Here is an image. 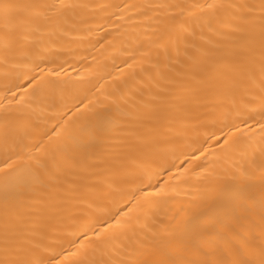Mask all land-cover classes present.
<instances>
[{"label":"bare ground","instance_id":"6f19581e","mask_svg":"<svg viewBox=\"0 0 264 264\" xmlns=\"http://www.w3.org/2000/svg\"><path fill=\"white\" fill-rule=\"evenodd\" d=\"M264 264V0H0V264Z\"/></svg>","mask_w":264,"mask_h":264},{"label":"snow or ice","instance_id":"6c2138e0","mask_svg":"<svg viewBox=\"0 0 264 264\" xmlns=\"http://www.w3.org/2000/svg\"><path fill=\"white\" fill-rule=\"evenodd\" d=\"M50 264H57V262H56L55 259H53V260L50 262Z\"/></svg>","mask_w":264,"mask_h":264}]
</instances>
